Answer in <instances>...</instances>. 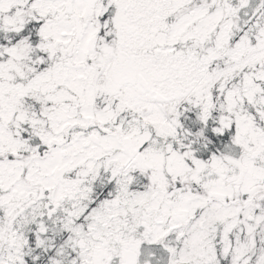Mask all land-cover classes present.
Wrapping results in <instances>:
<instances>
[{
    "label": "snow or ice",
    "instance_id": "1",
    "mask_svg": "<svg viewBox=\"0 0 264 264\" xmlns=\"http://www.w3.org/2000/svg\"><path fill=\"white\" fill-rule=\"evenodd\" d=\"M0 264H264V0H0Z\"/></svg>",
    "mask_w": 264,
    "mask_h": 264
}]
</instances>
